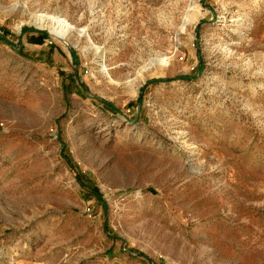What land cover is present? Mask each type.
Wrapping results in <instances>:
<instances>
[{
	"label": "rangeland",
	"instance_id": "rangeland-1",
	"mask_svg": "<svg viewBox=\"0 0 264 264\" xmlns=\"http://www.w3.org/2000/svg\"><path fill=\"white\" fill-rule=\"evenodd\" d=\"M0 35V264H264V0H0Z\"/></svg>",
	"mask_w": 264,
	"mask_h": 264
},
{
	"label": "bare ground",
	"instance_id": "bare-ground-1",
	"mask_svg": "<svg viewBox=\"0 0 264 264\" xmlns=\"http://www.w3.org/2000/svg\"><path fill=\"white\" fill-rule=\"evenodd\" d=\"M198 12H199L198 7L193 6L192 13L190 15L194 16V15L198 14ZM32 16H33V20H31V21L36 22V24L40 27H44V25H45L46 28L49 30V32L54 37L62 38L64 40L66 39L67 42L71 38L70 35H71L72 29L74 27L64 17L62 18L60 16H49L46 14H33ZM47 19H49L48 21H50V23H48V24H46ZM189 19H190V17H189ZM185 27H184V25H182L181 29L184 30ZM71 40H73V39H71ZM152 63L154 64V66H157V68H159L161 66L158 60H153Z\"/></svg>",
	"mask_w": 264,
	"mask_h": 264
},
{
	"label": "trees",
	"instance_id": "trees-1",
	"mask_svg": "<svg viewBox=\"0 0 264 264\" xmlns=\"http://www.w3.org/2000/svg\"><path fill=\"white\" fill-rule=\"evenodd\" d=\"M44 35H47L46 33H44ZM0 38L1 39H3V36L2 35H0ZM108 105H110L111 106V104L110 103H108V102H106Z\"/></svg>",
	"mask_w": 264,
	"mask_h": 264
}]
</instances>
